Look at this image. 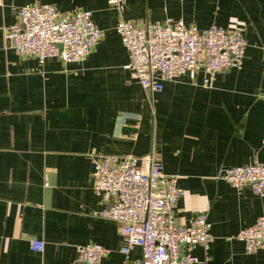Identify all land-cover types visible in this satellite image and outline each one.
<instances>
[{
	"label": "crops",
	"instance_id": "obj_1",
	"mask_svg": "<svg viewBox=\"0 0 264 264\" xmlns=\"http://www.w3.org/2000/svg\"><path fill=\"white\" fill-rule=\"evenodd\" d=\"M110 0H0V264H72L77 248L109 251L101 264H123L121 227L99 215L93 157L155 154L185 195L182 224L206 214L214 241L196 245L198 264H264L237 235L264 216V198L218 180L229 168L264 164V0H124V18L140 25L183 21L242 32L241 69L220 73L212 88L190 76L146 93L127 69ZM25 6L92 12L104 33L83 62L44 65L8 49L4 29ZM33 242L45 244L35 252ZM139 248L130 254L140 259Z\"/></svg>",
	"mask_w": 264,
	"mask_h": 264
},
{
	"label": "built area",
	"instance_id": "obj_2",
	"mask_svg": "<svg viewBox=\"0 0 264 264\" xmlns=\"http://www.w3.org/2000/svg\"><path fill=\"white\" fill-rule=\"evenodd\" d=\"M119 15L116 32L127 50V69L146 93H159L164 83L190 76L194 83L205 75L203 87L212 88L218 74L242 68L247 42L238 30L213 26L200 31L183 21L140 25L124 18V0H110ZM18 22L4 29L8 49L23 58L44 65L51 59L65 64L85 61L104 37L93 22L92 12H58L53 6H25L19 9ZM264 142V141H263ZM92 180L96 195L107 203L100 217L121 227L125 256L123 264H198L192 247L209 250L214 241L206 214L189 223H180L176 209L185 192L178 177L164 173L156 155L93 157ZM218 180L241 190L250 188L264 198V164L223 170ZM236 239L245 243L249 254L264 250V216ZM139 248L140 259L131 260ZM35 252L45 244L33 242ZM109 254L103 246L88 244L77 248L72 264H101Z\"/></svg>",
	"mask_w": 264,
	"mask_h": 264
}]
</instances>
